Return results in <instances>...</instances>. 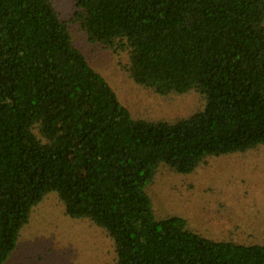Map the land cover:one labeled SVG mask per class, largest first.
Returning <instances> with one entry per match:
<instances>
[{
  "label": "trees",
  "instance_id": "1",
  "mask_svg": "<svg viewBox=\"0 0 264 264\" xmlns=\"http://www.w3.org/2000/svg\"><path fill=\"white\" fill-rule=\"evenodd\" d=\"M71 1L65 14L59 0H0V264L51 195L115 264H264V241L159 218L149 189L161 168L264 145V0ZM78 36L149 99L195 94V110L145 115Z\"/></svg>",
  "mask_w": 264,
  "mask_h": 264
},
{
  "label": "rangeland",
  "instance_id": "2",
  "mask_svg": "<svg viewBox=\"0 0 264 264\" xmlns=\"http://www.w3.org/2000/svg\"><path fill=\"white\" fill-rule=\"evenodd\" d=\"M58 9L70 13L71 0ZM80 46L99 69L114 75L121 95L143 102L145 115L155 119L186 117L195 109V94L159 101L134 87L116 71V59L81 36ZM113 77V76H112ZM161 168L150 188L159 218L178 216L195 233L217 241H264V145L249 152L208 158L193 172ZM263 231V232H262ZM254 237H250L253 236ZM7 264H115L112 243L96 229L66 217L54 195L37 206Z\"/></svg>",
  "mask_w": 264,
  "mask_h": 264
}]
</instances>
